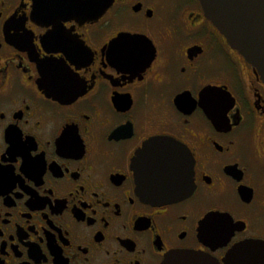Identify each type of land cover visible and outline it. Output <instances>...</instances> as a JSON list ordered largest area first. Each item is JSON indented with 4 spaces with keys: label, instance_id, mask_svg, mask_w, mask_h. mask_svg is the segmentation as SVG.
Listing matches in <instances>:
<instances>
[{
    "label": "flooded vegetation",
    "instance_id": "obj_1",
    "mask_svg": "<svg viewBox=\"0 0 264 264\" xmlns=\"http://www.w3.org/2000/svg\"><path fill=\"white\" fill-rule=\"evenodd\" d=\"M155 137L192 158L161 206L131 171ZM242 245L264 264V85L198 1L0 0V264H224Z\"/></svg>",
    "mask_w": 264,
    "mask_h": 264
},
{
    "label": "water",
    "instance_id": "obj_2",
    "mask_svg": "<svg viewBox=\"0 0 264 264\" xmlns=\"http://www.w3.org/2000/svg\"><path fill=\"white\" fill-rule=\"evenodd\" d=\"M205 18L252 68L264 85V0H197ZM208 94H214L207 90ZM76 95L69 93L67 96ZM192 158L179 142L167 137L146 141L131 160L136 193L148 204L161 206L184 199L191 191ZM250 245L230 251L224 264H257ZM162 264H216L195 252H173Z\"/></svg>",
    "mask_w": 264,
    "mask_h": 264
}]
</instances>
